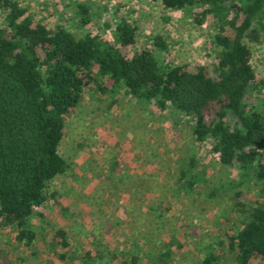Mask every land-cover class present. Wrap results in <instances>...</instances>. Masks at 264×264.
Segmentation results:
<instances>
[{
    "label": "trees",
    "instance_id": "1",
    "mask_svg": "<svg viewBox=\"0 0 264 264\" xmlns=\"http://www.w3.org/2000/svg\"><path fill=\"white\" fill-rule=\"evenodd\" d=\"M148 1L166 10L188 8L195 25L209 15L215 20L210 40L215 59L210 66L166 60L170 47L160 35L134 50L136 26L123 17L114 23V38H102L88 28L83 4L77 3L74 12L86 30L74 36L60 24L47 27L34 20L15 0H0V226L13 229L22 249L32 247L35 233L28 217L56 196L48 192V183L68 168L57 152L65 121L92 87L106 95L109 104L125 97L173 110L185 118L197 144L205 145L221 166L238 170L236 180L229 181L237 224L217 236L216 247L198 264H222L226 258L232 264H264V80L253 71L248 46L264 37V0ZM187 160L194 167V156ZM109 163L107 178L116 183V157ZM249 180L257 184L258 195L245 203L242 186ZM196 183L189 169H177L176 190L192 192ZM167 209L164 205L157 215ZM182 238L166 246L179 249ZM94 246L82 251L79 260L140 262L137 247L130 253L101 239ZM48 247L59 260L72 264L74 254L62 228L53 230ZM157 256V264H166L170 251L162 249Z\"/></svg>",
    "mask_w": 264,
    "mask_h": 264
},
{
    "label": "rangeland",
    "instance_id": "2",
    "mask_svg": "<svg viewBox=\"0 0 264 264\" xmlns=\"http://www.w3.org/2000/svg\"><path fill=\"white\" fill-rule=\"evenodd\" d=\"M15 1L34 20L47 27L60 24L74 36L86 30L74 12L79 3L87 7L88 28L102 38L113 39L114 23L123 17L136 26L134 50L149 46L152 37L160 35L170 47L166 60L173 64L210 66L215 59L210 40L217 23L209 15L195 25L188 8L166 10L148 0ZM1 17L0 12V21ZM248 46L253 71L264 80V37ZM57 152L68 168L48 183V192L56 196L28 217L35 233L32 247L22 249L13 239V229L0 226V264H67L48 247L56 228L66 232L72 264H86L79 255L93 250L100 239L130 253L137 247L139 264H157L159 251L166 248L170 251L166 264H198L216 247L217 236L230 233L237 224L229 181L236 180L238 170L221 166L205 145L193 140L185 118L169 108L125 97L109 104L106 95L90 87L67 117ZM191 155L194 167L188 165ZM111 157L118 162L116 183L107 178ZM179 168L194 173L197 183L192 192L175 189ZM242 188L243 201L251 203L258 195L257 184L249 180ZM212 189L217 191L210 196ZM164 205L168 209L158 216ZM176 237H183L181 248L166 246ZM88 264L112 262L94 257ZM222 264L232 261L226 258Z\"/></svg>",
    "mask_w": 264,
    "mask_h": 264
}]
</instances>
